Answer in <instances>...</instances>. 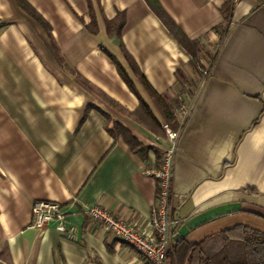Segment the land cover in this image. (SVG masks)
Masks as SVG:
<instances>
[{
  "label": "crops",
  "instance_id": "0c3cea01",
  "mask_svg": "<svg viewBox=\"0 0 264 264\" xmlns=\"http://www.w3.org/2000/svg\"><path fill=\"white\" fill-rule=\"evenodd\" d=\"M24 1L47 27L17 0H0V264H142L88 215L100 205L142 228L157 199L149 172L168 147L160 109L134 80L161 123L156 133L109 56L128 68L121 46L173 113L180 100L193 105L174 164L173 219L242 204L185 240L237 225L264 232V4L236 0L227 23L229 0H157L200 44L197 66L148 0ZM121 15L118 38L106 22ZM200 66L210 68L204 84ZM116 123L140 153L109 131ZM38 201L64 206L75 241L54 223L32 227Z\"/></svg>",
  "mask_w": 264,
  "mask_h": 264
},
{
  "label": "trees",
  "instance_id": "16d2710c",
  "mask_svg": "<svg viewBox=\"0 0 264 264\" xmlns=\"http://www.w3.org/2000/svg\"><path fill=\"white\" fill-rule=\"evenodd\" d=\"M20 7L27 11L38 22L46 24L40 16L24 1L17 0ZM236 0H229V3L223 10L224 19L230 22L234 4ZM257 5L264 4V0H255ZM150 7L153 9L158 18L166 26L177 42L190 54L194 64H199V53L201 46L197 42L189 40L170 19L157 0H148ZM107 28L111 34H116L118 38L125 27V17L121 15L117 20L107 21ZM95 22L92 23L91 30L95 31ZM121 51L128 68L124 67L115 57L109 54L110 58L116 64L119 75L129 86L130 90L138 97L141 105V121L146 124L152 131L158 133L161 130V123L152 113L150 106L142 99L136 89L134 80L143 88L148 97L158 106L161 111L163 121L166 122L173 130H177L179 124L175 114L170 110L166 103V98L158 95L146 81L139 67L128 52L121 46ZM215 58L212 60L214 64ZM201 67V66H200ZM203 70V68L201 67ZM179 101L177 100L176 105ZM114 134H120L124 137L132 151L140 153L143 149L137 140L132 136L130 131L120 124H114L112 130ZM162 153L159 160L161 165ZM168 264H264V232L245 226L237 225L231 229L222 231L218 234L198 242L189 243L185 239L174 243L168 256Z\"/></svg>",
  "mask_w": 264,
  "mask_h": 264
},
{
  "label": "built area",
  "instance_id": "2783aa9c",
  "mask_svg": "<svg viewBox=\"0 0 264 264\" xmlns=\"http://www.w3.org/2000/svg\"><path fill=\"white\" fill-rule=\"evenodd\" d=\"M202 84L210 75V68L202 70ZM193 109V105L180 100L175 109L179 127L173 130L169 125L163 129L168 140V147L163 151L160 168L149 172L157 183V199L151 209L149 220L142 228H136L128 221L116 216L98 205L88 211L89 217L100 224L116 240L133 248L141 258L142 264H168L169 252L174 238L184 225V222L173 219L172 180L175 159L178 153L179 141L185 124ZM32 227L44 231L50 224L67 240L75 241L77 227L69 223L64 206L58 202L38 201L32 206Z\"/></svg>",
  "mask_w": 264,
  "mask_h": 264
},
{
  "label": "water",
  "instance_id": "95a60500",
  "mask_svg": "<svg viewBox=\"0 0 264 264\" xmlns=\"http://www.w3.org/2000/svg\"><path fill=\"white\" fill-rule=\"evenodd\" d=\"M242 211L241 203L226 204L218 206L202 212L190 220H188L180 229L179 233L175 236L174 242L178 243L184 240L190 232L196 230L198 227L210 223L218 218L240 213Z\"/></svg>",
  "mask_w": 264,
  "mask_h": 264
},
{
  "label": "rangeland",
  "instance_id": "374dc122",
  "mask_svg": "<svg viewBox=\"0 0 264 264\" xmlns=\"http://www.w3.org/2000/svg\"><path fill=\"white\" fill-rule=\"evenodd\" d=\"M170 128H172V127H170ZM231 228H233V227H231ZM231 228H226V229H223V230H221V231H219V232H216V233H214V234H212V235L218 234V233H220V232H222V231H225V230H228V229H231ZM212 235H210V236H208V237L204 238L203 240H205V239H207V238L211 237ZM203 240H201V241H203ZM201 241H199V242H201ZM196 243H198V242H196ZM191 244H193V243H191Z\"/></svg>",
  "mask_w": 264,
  "mask_h": 264
}]
</instances>
